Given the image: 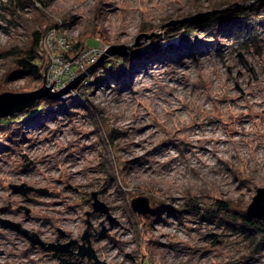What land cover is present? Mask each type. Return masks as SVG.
<instances>
[{
	"label": "rangeland",
	"instance_id": "obj_1",
	"mask_svg": "<svg viewBox=\"0 0 264 264\" xmlns=\"http://www.w3.org/2000/svg\"><path fill=\"white\" fill-rule=\"evenodd\" d=\"M257 1L40 0L14 13L0 5V90L42 86L46 69L19 72L10 54L29 47L34 28L56 26L54 45L70 36L71 46H129L128 57L87 75L83 102L0 119V219L46 243L0 222V264H264V244L216 207L247 210L264 187V25L257 45L183 26ZM68 52L64 64L80 51ZM24 184L45 191L13 194ZM93 192L116 222L94 210ZM142 195L147 215L132 207ZM87 231L98 260L78 255ZM72 241L68 251L48 248Z\"/></svg>",
	"mask_w": 264,
	"mask_h": 264
},
{
	"label": "trees",
	"instance_id": "obj_2",
	"mask_svg": "<svg viewBox=\"0 0 264 264\" xmlns=\"http://www.w3.org/2000/svg\"><path fill=\"white\" fill-rule=\"evenodd\" d=\"M39 1L40 0H2L0 1V5L3 6V8H6L7 11L14 13L16 10H25V8L28 7H35V4H37ZM21 24L24 25L22 22ZM263 25L264 0H259L247 7L240 6L233 10L220 11L217 12V14H211V16H208L207 18L200 19L198 21L191 20L183 24L185 27L191 26L193 29H203L207 32H213L216 37H219L221 32L228 30V32L233 35V38L236 42H241L243 44H247L249 42L256 44L259 41V29ZM48 26L44 31L41 30V27L34 28L30 35V45L26 49L16 47V49L11 50L10 54L16 55L15 59L18 61L20 68L19 72H23L24 74H32L35 77H42L43 69H46L50 62V60H47L48 56L45 54L42 47V42L45 35L48 33L49 29L53 28ZM181 29H183V27H181ZM90 42L91 38L88 39V43ZM216 44L219 45L218 42ZM83 46L84 40H76L67 54L69 58L71 59L72 56H75L81 50V48H83ZM15 74L16 72H11L10 75L14 76ZM13 83H17V81L14 80ZM9 91L10 90L5 88L4 90H0V94ZM81 101L83 102V100ZM38 103L41 106L42 104L47 103L48 105L61 104L53 101L52 99H42L39 100L37 104ZM186 206L194 207L195 205L191 204L189 201ZM239 206L240 205H228L227 203H223L221 201L216 203V207H218L219 210H223L225 213L228 212L222 217V221L232 224L236 230H240L242 233H245V236L250 237L252 241L257 244V247L263 245V222L258 218L248 215L245 207Z\"/></svg>",
	"mask_w": 264,
	"mask_h": 264
},
{
	"label": "water",
	"instance_id": "obj_3",
	"mask_svg": "<svg viewBox=\"0 0 264 264\" xmlns=\"http://www.w3.org/2000/svg\"><path fill=\"white\" fill-rule=\"evenodd\" d=\"M189 18L184 21H188ZM112 56L126 58L129 56V46L125 44H114L106 47L105 51L102 53L101 57L96 61L93 65L88 67V69L82 72L75 80H73L69 85L64 87L59 91H52L53 83L51 86L46 85L45 83L39 87L38 89H34L31 91L24 92H4L0 94V118H6L14 116L18 113L25 111L28 108H31L37 104L39 100L42 99H59L63 94L68 92L69 90L77 87L88 74L92 73L97 67L102 66L106 59ZM46 71V70H45ZM46 80V75L45 79ZM14 192H21L23 194H27L28 192L35 190L36 192L45 191V189H35L32 186L24 185H12ZM92 196L94 198L93 207L96 212H106L108 213V217L110 219L111 224L116 222L114 218L109 214L108 207L104 204V202L98 199V193L93 192ZM132 207L135 212L138 214L147 215L153 211L152 205L150 203V199L147 196H138L132 200ZM247 214L260 219L264 224V187L258 188L257 194L253 197V200L247 207ZM0 222L3 227L11 228L16 230L17 232L24 235L32 245H40L42 247H46V243L42 241L37 233H32L28 229L22 228L20 223L13 222L7 219H0ZM107 228L104 227L101 234L105 233ZM63 234V233H62ZM91 234L87 231L83 239L88 242V245L82 244L79 247L78 255L79 256H87L89 259L98 260V257L95 253V250L91 246L90 242ZM76 243V241H72L66 245H54L51 244L48 246L49 249H55L56 251H68V247ZM72 253V251H71Z\"/></svg>",
	"mask_w": 264,
	"mask_h": 264
},
{
	"label": "built area",
	"instance_id": "obj_4",
	"mask_svg": "<svg viewBox=\"0 0 264 264\" xmlns=\"http://www.w3.org/2000/svg\"><path fill=\"white\" fill-rule=\"evenodd\" d=\"M57 32V27L51 28L48 33L45 35L42 47L44 49L45 54L47 55V52L51 54L50 62L48 67L46 68L45 73L46 74V80L43 82L48 86H51L54 80H56L53 83L52 91L56 92L67 85H69L73 80H75L88 66L94 64L98 59L101 57L102 53L105 51L100 46H94L89 43H86L85 46L80 50V52L77 55V58L75 60H72L71 62H68L69 64H64L68 58L63 57V53H66L69 49L72 48V46L69 43V40L72 39V37H64L60 40V43H57L56 45L53 44L52 39L54 38V34ZM56 42V40H55ZM53 53V54H52ZM48 56V55H47ZM49 57V56H48ZM116 57V56H112ZM62 64L63 67H60L59 64ZM104 69V68H103ZM100 68L99 71H97V75L100 74L102 76L104 75V70ZM89 79H84L77 87L69 90L65 94H63L58 100H60L61 104L59 106L60 109H66L67 105L70 102H75V100H84V90H88V84L91 82ZM100 83H102V80H105L104 77L100 78ZM98 82V83H99ZM42 84V85H43ZM100 85V84H99ZM87 86V87H86ZM79 98V99H76Z\"/></svg>",
	"mask_w": 264,
	"mask_h": 264
},
{
	"label": "bare ground",
	"instance_id": "obj_5",
	"mask_svg": "<svg viewBox=\"0 0 264 264\" xmlns=\"http://www.w3.org/2000/svg\"><path fill=\"white\" fill-rule=\"evenodd\" d=\"M13 194H17V192H13ZM73 244H74V243H73ZM73 244H72V245H73Z\"/></svg>",
	"mask_w": 264,
	"mask_h": 264
}]
</instances>
